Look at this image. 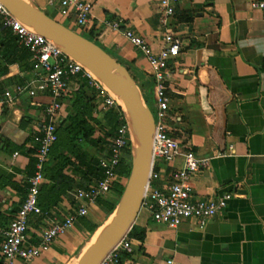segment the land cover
<instances>
[{"label":"crops","instance_id":"0c3cea01","mask_svg":"<svg viewBox=\"0 0 264 264\" xmlns=\"http://www.w3.org/2000/svg\"><path fill=\"white\" fill-rule=\"evenodd\" d=\"M31 1L54 19L87 34L124 64L145 103L155 109L154 68L123 31L133 29L153 52L162 48L166 32H173L182 42L179 55L169 60L166 70L170 98L166 123L185 150L191 149L203 161L192 178L195 198L228 195L230 200L203 229L191 221L169 227L153 220L143 206L134 235H128L131 251H122L118 264H264V10L253 8L257 0H182L167 25L161 20L160 0H98L84 30L75 25L74 14H62L58 2ZM116 23L119 28L114 27ZM34 80L32 57L10 65L0 78V253L5 231L35 174L34 138L41 133L47 105L52 102L49 92L31 96L27 90L18 91L33 87ZM88 85L93 89L94 117L101 124L87 147H80L102 162L109 145L101 148L92 143L97 138L107 140L100 129L107 124L109 108L100 91ZM79 87L75 81L63 96V118L74 113L72 101ZM7 91L14 96L12 100ZM74 161L77 166H68L61 177H46L40 194L43 213L32 215L29 221L33 243L40 242L54 219L74 211L78 206L74 192L90 184ZM55 164L52 160L48 168ZM183 165L180 155L173 167ZM126 166L120 167V178ZM165 180L164 175L156 184L162 186ZM113 213L95 203L86 217L79 218L40 257L23 264L76 263ZM90 225L96 226L94 232Z\"/></svg>","mask_w":264,"mask_h":264},{"label":"built area","instance_id":"2783aa9c","mask_svg":"<svg viewBox=\"0 0 264 264\" xmlns=\"http://www.w3.org/2000/svg\"><path fill=\"white\" fill-rule=\"evenodd\" d=\"M98 0H52L58 2L64 16L74 14L75 25L84 30L88 27ZM182 0H160L158 7L162 22L167 25L175 14L176 6ZM253 8L264 10V0H257ZM0 25L8 27L14 35L29 49L34 62L35 80L33 87H20L31 96L38 91L49 92L52 102L47 105L46 119L41 133L36 135V171L29 179L24 200L14 219L5 231L1 248L2 264H23L40 257L54 241L68 229L74 227L79 218L89 214L90 207L98 199L106 197L116 184L121 182L120 167L125 156L132 153V136L130 124L122 108L119 109V123L116 133L109 138V153L102 161L104 176L93 180L86 188L74 192L78 206L63 219H54L44 231L38 244L29 236V221L34 214H42L40 203L41 189L46 181L45 167L50 152L59 139L58 121L63 116L62 98L78 77L89 79V83L104 96L106 108L121 106L112 95L100 87L98 80L77 59L73 58L44 36L32 32L23 25L7 7L0 2ZM120 24L116 23L115 28ZM124 35L132 45L143 52L154 68L156 109L155 131L152 152V168L143 206L150 211L153 220L169 227L177 228L185 221L194 222L203 229L207 223L227 208L230 197L223 195L218 199H196L193 193L192 178L200 170L203 161L191 150H185L183 143L169 132L166 119L170 98L166 84V70L169 60L177 57L181 50V39L173 32L163 36V46L153 52L149 43L133 29L127 28ZM6 96L12 100L14 96L7 91ZM182 155V168L173 167V163ZM166 176L162 186L156 184ZM129 235V234H128ZM126 235L101 261L100 264H118L122 251H131V243Z\"/></svg>","mask_w":264,"mask_h":264},{"label":"water","instance_id":"95a60500","mask_svg":"<svg viewBox=\"0 0 264 264\" xmlns=\"http://www.w3.org/2000/svg\"><path fill=\"white\" fill-rule=\"evenodd\" d=\"M29 30L80 61L123 100L132 136L131 171L114 216L74 264H100L134 227L143 207L152 168L155 117L129 69L105 48L51 17L31 0H0ZM116 212V213H115Z\"/></svg>","mask_w":264,"mask_h":264},{"label":"trees","instance_id":"16d2710c","mask_svg":"<svg viewBox=\"0 0 264 264\" xmlns=\"http://www.w3.org/2000/svg\"><path fill=\"white\" fill-rule=\"evenodd\" d=\"M30 57L31 53L29 49L21 40L14 35L8 27L0 25V78L8 73L10 65L22 62ZM76 81H78L80 87L78 91H76L72 101L74 113L66 118L62 116L58 121L59 139L51 149L49 161L45 167V175L50 179L54 178L55 175L61 177L63 171L68 166L76 165L75 159L78 161V166L83 168V179L89 184L93 180L101 179L104 176V167L99 158L93 156L87 149L83 150L80 146L84 148L87 147L91 137L96 134L97 127H99L101 123L94 117L96 105L94 103V95L91 93L93 89L88 85L90 80L78 77ZM67 93L68 92L65 94ZM61 101L63 104V98ZM119 109H121V106L112 107L105 113L107 124L106 126H101L100 129L104 131L105 139L116 133L119 123ZM92 144L98 147L104 145L105 147L107 144L109 145V141L97 138ZM104 147L102 146L101 148ZM52 160L56 161V164L49 169L48 164ZM79 167H77L78 169L76 168L77 171L80 170ZM126 171L129 175L131 171V160L126 166L125 172ZM124 188V184L118 183L114 186L112 191H118L120 196ZM98 202L112 214L117 208L119 199L117 202H113V200L107 198H100ZM95 229L96 226L90 225L91 232H94ZM135 230L136 226L132 228L129 236H133ZM144 235V231H141L139 238L143 239Z\"/></svg>","mask_w":264,"mask_h":264},{"label":"rangeland","instance_id":"374dc122","mask_svg":"<svg viewBox=\"0 0 264 264\" xmlns=\"http://www.w3.org/2000/svg\"><path fill=\"white\" fill-rule=\"evenodd\" d=\"M86 37L88 36L87 34H84ZM89 37V36H88ZM98 83H99V85H100V87H102V89H104L105 91H107L105 88H104V86L98 81ZM108 92V91H107ZM109 93V92H108ZM110 94V93H109ZM111 95V94H110ZM113 97V96H112ZM115 99V98H114ZM116 100V99H115ZM117 101V100H116ZM118 102V101H117ZM152 108V111L153 112H155V108H153V107H151ZM107 140L109 141V137L107 138ZM108 150H109V148H108ZM106 151H107V149H106ZM130 160H132V153L130 154V155H127V156H125V159H124V162L123 163H126L127 165L129 164V162H130ZM128 177H129V175H128V172L126 171L125 173H123L122 175H121V184H124V185H126V182H127V179H128ZM104 198H107V199H110V200H113V201H115V200H117L118 198H119V200H120V198H121V195L119 196V193H118V191H112V193L110 194V195H108L107 197H104Z\"/></svg>","mask_w":264,"mask_h":264},{"label":"bare ground","instance_id":"6f19581e","mask_svg":"<svg viewBox=\"0 0 264 264\" xmlns=\"http://www.w3.org/2000/svg\"><path fill=\"white\" fill-rule=\"evenodd\" d=\"M93 75V74H92ZM103 86L104 88L118 101L119 104H122L123 103V100L122 98L117 94L115 93L112 89H110L101 79H99L98 77H96L95 75H93ZM116 213V212H115ZM114 216V214L111 216L110 220L112 219V217ZM108 220V221H110ZM108 223V222H107ZM104 226L100 227L96 233L93 235L92 239L89 241V243L87 244L84 252L90 247V245L92 243L95 242V240L97 239L98 235L101 233V231L103 230ZM83 252V253H84ZM78 261V260H77ZM76 261V262H77Z\"/></svg>","mask_w":264,"mask_h":264}]
</instances>
